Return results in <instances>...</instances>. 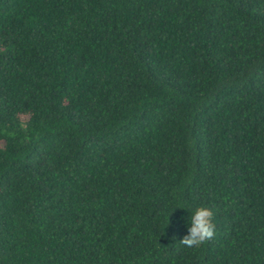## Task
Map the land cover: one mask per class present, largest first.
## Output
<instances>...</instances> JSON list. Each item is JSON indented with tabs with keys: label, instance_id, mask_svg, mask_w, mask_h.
Returning a JSON list of instances; mask_svg holds the SVG:
<instances>
[{
	"label": "trees",
	"instance_id": "1",
	"mask_svg": "<svg viewBox=\"0 0 264 264\" xmlns=\"http://www.w3.org/2000/svg\"><path fill=\"white\" fill-rule=\"evenodd\" d=\"M0 264H264V0H0Z\"/></svg>",
	"mask_w": 264,
	"mask_h": 264
},
{
	"label": "clouds",
	"instance_id": "2",
	"mask_svg": "<svg viewBox=\"0 0 264 264\" xmlns=\"http://www.w3.org/2000/svg\"><path fill=\"white\" fill-rule=\"evenodd\" d=\"M213 212L205 207L195 209L190 217L187 235L179 241L187 248H196L211 241L215 236V224L212 222ZM169 221H167L168 225Z\"/></svg>",
	"mask_w": 264,
	"mask_h": 264
}]
</instances>
